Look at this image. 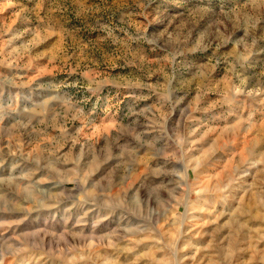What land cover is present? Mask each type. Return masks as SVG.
Segmentation results:
<instances>
[{"label": "rangeland", "instance_id": "1", "mask_svg": "<svg viewBox=\"0 0 264 264\" xmlns=\"http://www.w3.org/2000/svg\"><path fill=\"white\" fill-rule=\"evenodd\" d=\"M0 264H264V0H0Z\"/></svg>", "mask_w": 264, "mask_h": 264}]
</instances>
